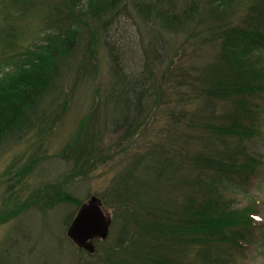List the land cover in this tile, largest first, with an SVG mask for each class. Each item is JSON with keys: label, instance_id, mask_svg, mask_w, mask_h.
<instances>
[{"label": "rangeland", "instance_id": "374dc122", "mask_svg": "<svg viewBox=\"0 0 264 264\" xmlns=\"http://www.w3.org/2000/svg\"><path fill=\"white\" fill-rule=\"evenodd\" d=\"M61 1L0 0V74L12 69L21 54L34 50L44 36L60 32ZM194 2L121 0L100 20L98 38L91 39L86 29L80 31L77 79L72 83L66 79L43 101L34 126L0 144V264H105L104 251L114 246L123 222L114 219V201L102 197L114 189L126 168L135 170L149 145L164 140L169 127L176 130L173 123L181 119L166 115L164 74L190 63L186 60L194 41L187 39L197 20L184 32L169 34L161 29L156 13L170 10V5L182 12ZM226 10L230 16L225 26L233 33L252 28L264 36V0H228ZM114 60L124 73L132 69V80L139 81L134 87L139 100L131 94L137 108L114 111L116 103L104 96L114 80ZM258 93L244 106L252 108L262 96ZM172 102L169 106L180 108L181 103ZM258 102L263 112L257 113L254 130L237 141L214 142L210 136L197 141L192 137L195 128L187 130L189 156L217 150L224 160L220 174L235 172L213 186L221 195L215 199L218 206L247 213L252 223L244 219L226 228L223 239L208 240L202 247L204 254L196 246L186 249L185 263L264 264V103ZM232 152L234 156L229 155ZM245 156L255 157L259 164ZM252 166L256 172L245 180ZM141 168L138 172L144 175ZM92 197L101 202L104 214L111 215L112 224L105 242L94 240L95 253L89 254L71 240L68 229Z\"/></svg>", "mask_w": 264, "mask_h": 264}, {"label": "trees", "instance_id": "16d2710c", "mask_svg": "<svg viewBox=\"0 0 264 264\" xmlns=\"http://www.w3.org/2000/svg\"><path fill=\"white\" fill-rule=\"evenodd\" d=\"M119 1L62 0L60 32L44 36L34 50L14 60L12 69L1 72L0 144L34 126L43 101L66 79L70 83L77 79L81 73L77 62L80 31L86 29L91 39L98 38L100 20L113 12ZM227 1L195 0L182 12L170 5V10L156 13L161 29L169 34H180L197 20L187 39V43L194 41L186 60L190 63L164 74L166 115L181 119L173 123L176 130L169 127L164 140L149 145L135 170L126 168L120 181L114 182V189L102 197L114 201V219L123 222L114 246L104 251L105 264H192L183 260L186 249L196 246L197 252L204 254L202 247L208 240L223 239L226 228L249 219L247 213L226 211L215 201L221 195L213 190L214 185L235 173L220 174L224 160L218 151L189 156L186 148L191 138L187 130L192 126V137L197 141L209 136L214 142L227 138L237 141L252 133L257 113L263 112L258 100L264 103V65L260 66V60L264 62V36L252 28L234 33L229 30L225 26L230 16ZM91 23H96V28ZM179 52L184 51L180 48ZM86 53L89 57V50ZM116 61L111 70L114 80L104 96L116 103L114 111L125 112L138 107L131 102L139 81L132 80V69L130 74L124 73ZM255 93L262 95L256 104L244 106ZM173 99L181 103L179 109L177 104L169 106ZM193 103L198 106L192 111L189 105ZM232 153L229 155L234 156ZM245 157L259 164L255 157ZM139 166L144 175L138 172ZM255 172L252 166L245 180Z\"/></svg>", "mask_w": 264, "mask_h": 264}, {"label": "water", "instance_id": "95a60500", "mask_svg": "<svg viewBox=\"0 0 264 264\" xmlns=\"http://www.w3.org/2000/svg\"><path fill=\"white\" fill-rule=\"evenodd\" d=\"M110 214H104L100 201L92 197L81 207L75 220L68 229V236L88 253L95 252L94 239L105 240L111 225Z\"/></svg>", "mask_w": 264, "mask_h": 264}, {"label": "flooded vegetation", "instance_id": "af4514ba", "mask_svg": "<svg viewBox=\"0 0 264 264\" xmlns=\"http://www.w3.org/2000/svg\"><path fill=\"white\" fill-rule=\"evenodd\" d=\"M71 238V237H70ZM71 240L75 243V241L71 238Z\"/></svg>", "mask_w": 264, "mask_h": 264}]
</instances>
